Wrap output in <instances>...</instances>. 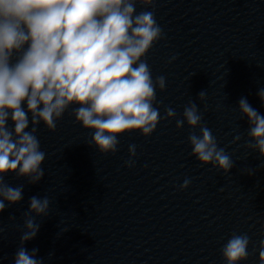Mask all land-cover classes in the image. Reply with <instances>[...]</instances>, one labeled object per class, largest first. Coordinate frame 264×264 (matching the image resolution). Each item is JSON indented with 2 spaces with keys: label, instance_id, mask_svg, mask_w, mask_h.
Instances as JSON below:
<instances>
[{
  "label": "clouds",
  "instance_id": "1",
  "mask_svg": "<svg viewBox=\"0 0 264 264\" xmlns=\"http://www.w3.org/2000/svg\"><path fill=\"white\" fill-rule=\"evenodd\" d=\"M138 5L144 10L138 12ZM165 38L155 0H0V214L24 198V186L6 183L8 174L31 185L45 176L46 153L36 134L41 123L55 131L72 109L105 155L117 153L125 134L150 138L157 131L161 114L156 91L166 90V78H153L147 55ZM176 59L174 53L168 62ZM258 96L264 103V87ZM199 99L206 100L205 91ZM239 110L249 122L248 147L264 158V114L245 97ZM165 118L175 120L178 130L185 123L194 130L188 142L202 166L230 173L234 161L203 124L194 101L185 106L183 118L171 107ZM239 140L236 135L234 142ZM128 151L126 166L132 168L136 145L130 144ZM190 186L185 177L179 189ZM49 213L47 196L30 198L13 264H45L37 248L29 251L25 245L39 233L36 218ZM249 246L247 233L234 232L220 249L225 264H246ZM259 264H264V239L259 241Z\"/></svg>",
  "mask_w": 264,
  "mask_h": 264
},
{
  "label": "water",
  "instance_id": "2",
  "mask_svg": "<svg viewBox=\"0 0 264 264\" xmlns=\"http://www.w3.org/2000/svg\"><path fill=\"white\" fill-rule=\"evenodd\" d=\"M155 14L166 34L147 55L153 78H166V90L156 91L157 131L150 138L125 134L117 153L105 155L72 109L55 131L41 123L36 134L46 153L43 180L31 185L15 174L5 178L24 186V198L0 214V264H13L29 200L37 195L49 198L50 213L36 218L39 233L25 247L37 248L45 264H152L170 126L165 110L172 100L174 62L168 61L175 53L177 0H155ZM130 144L137 152L132 168L126 166Z\"/></svg>",
  "mask_w": 264,
  "mask_h": 264
}]
</instances>
